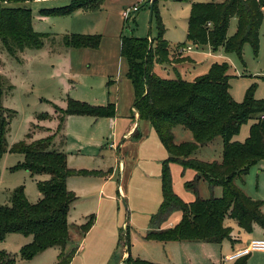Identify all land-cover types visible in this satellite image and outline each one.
<instances>
[{
    "label": "rangeland",
    "instance_id": "374dc122",
    "mask_svg": "<svg viewBox=\"0 0 264 264\" xmlns=\"http://www.w3.org/2000/svg\"><path fill=\"white\" fill-rule=\"evenodd\" d=\"M213 1L219 0L198 2ZM185 3L187 2L179 0H158L157 7L165 27V39L169 44L171 56L169 63L159 65L163 68H161L163 75L160 74V77L178 78L179 75L176 73L165 75L163 72L171 63L178 66L180 63H186L177 62L180 58H176L178 56L175 54L176 51L179 55L188 52L195 65L188 70L180 68L182 79L193 82L209 74L214 64H226L229 67L230 93L237 103L243 102L247 90L252 86L255 87V98L264 100V21L260 29L257 54L250 44H246L240 58L235 53H227L223 47L214 51L209 45L199 46L187 41L185 26L189 14L185 11ZM47 5L48 2L45 0H0L2 8L32 10L33 29L46 36L41 48H26L15 55L10 54L0 41V74L4 92L0 111L5 118L7 117L8 147L11 150L21 143L30 144L56 134L52 149L62 150L59 143L65 139L64 152L69 160L68 167L80 166L79 168L89 170L90 174L71 176L67 181L68 189L77 196L78 201L69 215L70 242L65 250L54 247L36 254L30 260H24L20 256V250L30 243L33 237L10 234L4 242H0V252L13 255L16 264H57L62 254L77 251L79 246H85L86 250L77 258L75 264H118L125 260L129 253L133 258L140 257L147 261L148 258H157L156 255H161V259H158L161 261H150L156 264H235L237 261L229 262L226 257L251 240L264 239V229L260 225L256 224L249 233L239 229L235 221L228 219L226 224L232 228L230 239L221 244L195 242L196 244H190L194 251L189 255L180 250L176 256L183 257L172 258L168 250L163 248V244H159L158 249L154 246L152 248L153 244L145 239L149 231L159 228L152 224V218L158 213L163 202L161 180L155 183L152 177L154 161L146 156H141L138 161V154L134 153L135 149L132 147L121 149L119 153L116 148L110 149L109 144H112V141L117 147L125 138L116 141L117 137H112L111 123L108 120H101L104 118L95 120L90 116H68L61 130L63 138L59 130L61 117L59 111H66L69 100L103 107L115 105L118 119L116 132L118 129L123 130L130 121H133L135 92L128 78V60L121 54L122 41H116L113 36H103L97 48H69L63 42L66 36L63 37L66 33L62 31L63 18L41 12L53 8H42L41 11L36 9L38 6ZM140 5L135 7L140 10L142 8ZM139 10L124 21L123 36L156 40L158 37L156 18L153 14L150 16L148 9L142 8L140 12ZM122 20L119 18L117 21L120 26ZM236 30L237 19L234 18L230 23L228 37L233 36ZM183 47L192 49L179 52ZM143 121L142 123L151 127L148 121ZM255 122L256 120L251 119L244 124L233 141L244 143L249 138L251 126ZM141 128L144 129V125H141ZM179 136L180 141L192 140V134L188 131L179 133ZM103 139L105 140L101 143ZM132 140L135 141L134 137ZM161 147L165 151L162 145ZM222 151L223 140L218 138L210 146L201 148L194 157L207 161L221 160ZM24 161L23 154L10 151L0 159V206H10L12 193L18 188L24 189L25 196L31 204H36L40 200L39 184L48 180L49 176L33 175L18 168ZM171 169L175 193L184 202H193L196 195L188 190L185 184L193 181L196 172L187 170L184 173L178 164L171 165ZM95 170L99 172L102 170L104 173ZM112 172L115 177L109 180L107 174ZM145 178L149 180L148 183ZM104 182H107L105 186ZM235 184L248 197L260 201L264 213V160L254 163L247 175L237 177ZM214 191V196H221L222 188L218 187ZM198 192L203 199L212 196L206 181L199 183ZM112 196H116L115 200ZM109 206L111 213L108 216L105 211ZM92 215L96 221L99 220V225L91 235L85 237L81 226L85 225ZM181 215L180 211H174L167 219V223L174 222L176 217ZM115 221L120 225V229L111 253L107 251L97 255L90 254L94 236ZM127 234L131 242L129 252ZM233 240L238 241L235 247L231 243ZM184 245L189 247L188 244ZM125 252L127 256L123 259ZM246 260L247 264H264V252H253Z\"/></svg>",
    "mask_w": 264,
    "mask_h": 264
},
{
    "label": "trees",
    "instance_id": "16d2710c",
    "mask_svg": "<svg viewBox=\"0 0 264 264\" xmlns=\"http://www.w3.org/2000/svg\"><path fill=\"white\" fill-rule=\"evenodd\" d=\"M190 2L191 0H180ZM102 0H72L71 4L58 9L42 10L54 16H67L78 10H97ZM158 0L153 4V17L158 23L156 40L124 37L121 54L128 60V78L134 92V110L141 120L148 121L156 131L170 157L162 166L163 202L152 224L158 229L149 231L145 239L157 242H197L221 244L230 239L232 228L226 221L231 219L237 226L252 232L258 224L264 229L263 204L248 197L235 184L237 177L247 175L251 166L264 160V100L255 98V87H250L242 103H237L230 93L231 85L226 64H214L209 74L188 82L180 77L165 79L155 72L156 65L169 63V44L165 39V27L160 17ZM237 19L235 34L228 37L232 19ZM264 21V0H219L194 3L188 21L187 41L199 46L209 45L214 51L223 47L227 53L242 58L246 44L257 54L259 34ZM46 36L33 29V13L27 8L0 7V41L12 55L26 48L39 49ZM100 36L71 34L64 37L69 48H97ZM188 61L180 58L177 62ZM0 74V110L3 96ZM0 111V159L10 152L24 155L25 161L18 166L33 175H48L39 184L40 200L31 204L23 188L14 190L10 206H0V242L10 234L33 237L20 250L24 260H30L50 248L65 250L70 242L69 215L77 196L68 189L71 176L87 175L90 171L73 170L68 167L67 155L52 149L54 135L30 144L21 143L9 149L6 139L7 117ZM4 111V110H3ZM59 130L68 116L115 118L116 107H106L69 100L66 111H59ZM250 136L244 143L233 141L242 126L250 120ZM190 132L192 140L178 142L177 135ZM59 132V131H58ZM138 128L133 133L138 138ZM223 140L222 157L219 161H203L194 157L201 149ZM179 164L196 172L193 181L185 187L195 193L196 199L184 202L173 189L171 164ZM206 181L212 192L209 199L199 196L198 185ZM222 188V196H214L216 188ZM182 213L178 225L160 229L174 211ZM95 224V216L81 226L87 234ZM128 252L131 248L127 234ZM76 251L62 254L57 264H71ZM248 257V256H246ZM246 257L235 264H247ZM0 264H16V258L0 252ZM123 264H156L129 253Z\"/></svg>",
    "mask_w": 264,
    "mask_h": 264
},
{
    "label": "crops",
    "instance_id": "0c3cea01",
    "mask_svg": "<svg viewBox=\"0 0 264 264\" xmlns=\"http://www.w3.org/2000/svg\"><path fill=\"white\" fill-rule=\"evenodd\" d=\"M45 1L48 2L47 6H38L36 9H40L39 11H41L42 8L58 9V8H63V7L70 5L72 2V0H45ZM149 1L150 0H102L100 7L97 10H78V11H75L72 14H69L67 16H59V17L63 18L62 20H64V21H62V27H63L62 31H64L66 33L63 34V37L65 35H71V34L100 36L101 41H102L103 36L104 37L113 36L116 41H122V39L125 37V36H123V23H124V21H126V19L123 16V12L125 10H127L128 8L134 6V5L142 4L140 6H142L143 9L144 8L148 9V11L151 13L150 4L146 5ZM198 1H201V0H191L190 2L185 3L186 4L185 5L186 6L185 11H186V13L189 14V17L191 14L192 5L194 3H206V2H198ZM140 10H139V12H140ZM119 18L123 19L121 21L122 22L121 26L117 22ZM188 21H189V18L187 20V25L185 26L186 35L188 32ZM164 37H165V35H164ZM187 53H184V55H179L178 51H176L175 54L178 55L177 57L175 56L176 58H183L184 57V58H187L188 61L186 63H180L179 66L174 64V63H171L169 65V67L166 68V70H164L163 73H165V75H166V73H167V75H171L170 73L173 72V73H176L177 75H179V77H181L180 76V71H181L180 68L181 67H182V70H185V69L188 70L191 67H194L195 61L191 57H189ZM172 56H174V55H172ZM158 66L159 65L155 66V69H154L155 72L159 76H160V74L163 75L162 74L163 68L161 66H159V67ZM165 79H167V78H165ZM132 111H133V116H132L133 121H130L129 125H127L125 128H123V130H121V131H119V129H118L115 132V129H116L117 124H118L117 117L101 119V120H108L111 123L110 127H112V137H114V138L117 137L116 141H119V139H121V138H125L124 140H122V142H120V144H117V147H116L114 141H112V144L111 143L109 144V147L112 150L116 148L118 153L120 152L121 149H125V148L129 149L130 147H132L133 149H135L134 153L137 152V154H138V157H139L138 161L140 160L141 156L142 157L146 156V157H148V159H151L152 161H154V165L152 167L153 168L152 177H154L155 183L159 182L160 180L162 183L163 162L165 160H167L170 157V155L167 152V150L164 148V146L162 145V143H161L156 131L154 130V128L151 125H150L151 127H148L146 124L142 123L144 121L140 119L139 114L134 110V108H132ZM93 119L99 120L100 118L99 119L93 118ZM141 125H144V129L141 128ZM136 128H138L139 134H138V138H134L135 139V141H134V140H132V137H133L132 135L135 132ZM61 133H62V136L64 138L63 131H61ZM110 135H111V132H110ZM179 137L180 136L178 134L177 138H176L177 141L180 143L184 142L182 140L181 141L178 140ZM104 140L105 139H103V141H101V143L104 142ZM64 143H65V139L59 143V146L62 149L60 151H62V152H64ZM160 144L163 146L165 151L162 149ZM145 152H147L148 155H146ZM96 153H98V150L96 151ZM203 161H207V160H203ZM213 161H219V160H213ZM67 162L69 165L68 157H67ZM173 164H175V163H172L171 165H173ZM179 166H181V165H179ZM79 167L80 166H78L77 168H70V169L87 170V169L79 168ZM122 168H123V163H122L121 169ZM182 169H183V167H182ZM119 170H120V162H119ZM187 170H192V169H186L185 171L183 169V172L185 173ZM87 171H89V170H87ZM95 171L99 172V170H95ZM101 172L104 173V171H102V170L99 173H101ZM171 172H172V169H171ZM107 175H109V177H108L109 180L113 179V177H115L114 172H112L111 174H107ZM146 175H147V177L150 176V175L148 176V173ZM79 176H82V175H79ZM145 180H147V183H148L149 180L146 178H145ZM106 183L107 182H104L103 186H105ZM173 189H174V187H173ZM221 193H222V191H221ZM221 196H222V194H221ZM221 196H216V197H221ZM40 197H41V194H40ZM115 198H116V196H112V199L115 200ZM77 201L73 204L72 208H74ZM100 202L102 203V199L100 200ZM110 213H111V206H109L108 210L105 211V214L108 216L110 215ZM181 219H182V215H181V217L177 216L176 220L174 222H170V223L168 222L167 223V221H166V222H164V224L161 225L160 229L173 228L179 224ZM98 225H99V220L98 221L95 220L94 226L92 227V229L87 234H85V237L88 234L91 235L94 232V230L97 229ZM124 225L125 224H123V227H124ZM119 226L120 225L117 223V221H115L111 225H109V227L107 229H103V230L99 231L97 233L96 237L94 236V238L92 239L90 254L97 255L100 253H105L107 251L109 253H111L113 245L116 242V239L118 237L117 236L118 235V229H120ZM241 231L242 230H240V232ZM238 236H240V234H238ZM238 236H236L235 239H237ZM148 242H151L150 244H153V245H151L152 248L154 246L157 249L160 246L159 244H163V248L168 250V252L170 253V256L172 258L183 257L182 255L176 256L177 254L180 253V250H183L186 255H189L190 252L194 251V248L192 246H190V244H196L195 242L192 243V242H175V241L166 242V243L157 242V241H148ZM237 242L238 241H235V240L231 241L232 246L235 247V243H237ZM184 244H188L189 247H186ZM199 244H203V243H199ZM246 245L247 244L245 243L243 246H240L238 248V250L244 248ZM85 250H86L85 246H79L77 251H76L77 255L74 256V259L71 262V264H75L77 258L81 257L82 254L85 252ZM235 251H237V250H235ZM126 256H127V252H125L124 255L122 256L123 259ZM155 257H157V258H148V261H161V260H158V259H161V255H156ZM136 258H140V257H136ZM123 262H124V260L119 262L118 264H123Z\"/></svg>",
    "mask_w": 264,
    "mask_h": 264
},
{
    "label": "built area",
    "instance_id": "2783aa9c",
    "mask_svg": "<svg viewBox=\"0 0 264 264\" xmlns=\"http://www.w3.org/2000/svg\"><path fill=\"white\" fill-rule=\"evenodd\" d=\"M135 6L137 5H134L123 12L125 19H130L131 15L139 10V8ZM191 49V47H183L179 52L190 51ZM261 119H264V115L261 116ZM253 252H264V239L251 240L244 248L237 250L226 257V260L229 262L236 261L237 259L251 255Z\"/></svg>",
    "mask_w": 264,
    "mask_h": 264
},
{
    "label": "water",
    "instance_id": "95a60500",
    "mask_svg": "<svg viewBox=\"0 0 264 264\" xmlns=\"http://www.w3.org/2000/svg\"><path fill=\"white\" fill-rule=\"evenodd\" d=\"M154 1L155 0H150L147 4H150V8H151V13H150V16H152V10H153V4H154ZM146 4V5H147Z\"/></svg>",
    "mask_w": 264,
    "mask_h": 264
}]
</instances>
